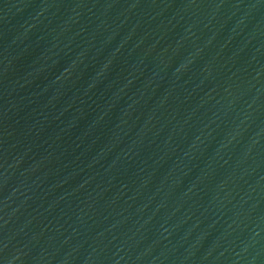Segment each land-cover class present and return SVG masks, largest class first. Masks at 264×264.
Masks as SVG:
<instances>
[{"label": "water", "instance_id": "water-1", "mask_svg": "<svg viewBox=\"0 0 264 264\" xmlns=\"http://www.w3.org/2000/svg\"><path fill=\"white\" fill-rule=\"evenodd\" d=\"M0 264H264V0H0Z\"/></svg>", "mask_w": 264, "mask_h": 264}]
</instances>
